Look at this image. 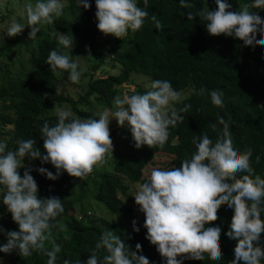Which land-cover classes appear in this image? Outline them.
<instances>
[{
	"label": "trees",
	"instance_id": "16d2710c",
	"mask_svg": "<svg viewBox=\"0 0 264 264\" xmlns=\"http://www.w3.org/2000/svg\"><path fill=\"white\" fill-rule=\"evenodd\" d=\"M206 1L188 0L192 7L186 9L180 7L179 0H148L146 8L143 0H137V6L148 13L141 28L135 32L127 31L124 37L100 42L99 38L104 34L96 28L95 0H89L87 10L80 7L76 0H66V10L57 17L55 29L58 35H68L73 42L72 47L58 45L57 38L51 33L53 26L47 23L50 34H42L35 40L32 50L24 51L28 60L20 62L23 70L16 77H7V81H3L6 86L0 85V142L5 144V151L15 150L18 139L31 138L35 141V147L43 152L40 127L45 121L50 126L56 122L54 106L70 111L76 119H98L99 114L94 111L92 100L111 112L114 97L121 96L120 87L133 83L132 74L146 76L150 85L154 80H168L174 90H187L191 94L173 103L171 108H175L184 118L175 126H169L163 146L142 145L136 148L128 128L119 135L115 131L110 133L113 150L106 152L104 157L111 158L112 170H104L97 178L94 176L96 184L92 188V191L95 189L92 195L111 214L131 226L127 233L120 229V222L115 224L92 213V204L88 207L83 201L86 189L91 185L90 175L95 165L81 179L62 172L56 180H50L36 169L44 167L55 174L56 170L51 164L24 158L20 175L23 176L24 171L31 168L30 175L37 184L38 196H54L62 203V211L52 221L54 226L44 242L49 250L53 243L60 247L55 264H63L65 259L72 264H84L91 257L101 230L111 231L131 251H136L135 245L139 243L141 250L138 255H144L150 264H163V258L155 246L145 239L144 218H139L136 209L130 206L133 202L130 183L142 184L146 181L145 170L157 155L171 156L172 167L179 168L181 161L190 158L195 151L193 136L207 132L209 138L215 141L223 127L217 124L216 131L211 129L210 125L216 123L217 116L227 122L234 146L241 152H251L249 163L252 175L264 179V44L257 42L254 46H246L238 38L224 34L210 35L199 17L187 20L186 12L195 13L203 9ZM226 2L231 6L229 10L236 11L250 4L251 0ZM215 8V0H210L208 9L211 11ZM255 10L264 15V7ZM154 14L160 22V29H156L151 19ZM53 49L67 55L70 61L75 60L78 65L79 61L89 65V70L81 74L88 81L77 100L59 91L58 83L62 79L71 83L67 79V72L59 69L52 72L45 63L48 52ZM26 63L28 66H25ZM108 66L112 69L120 66L121 73L95 78ZM61 72L65 76L60 79ZM201 88L222 90V104L213 105L207 91L199 94ZM148 90H151L150 87L139 86L128 95L143 94ZM185 105L187 109L181 112ZM109 123H116V120L112 119ZM72 182L81 187L83 197L74 198L68 194L67 188ZM232 215L233 210L224 201L218 206L217 217L211 222L221 226V259L213 260L204 253V259H185L183 264H230L234 259L236 241L227 237L225 232L228 231ZM260 215L264 220V212ZM134 220L139 232L133 230ZM0 228L5 231L18 230V225L13 222L2 201ZM6 242L4 233L0 232V244ZM260 243L264 246V232L260 234ZM105 254L103 249L96 250L98 260ZM7 258L10 264H47L48 259L43 252H32L27 257H21L15 250L8 254L0 253V261ZM260 264H264V258Z\"/></svg>",
	"mask_w": 264,
	"mask_h": 264
},
{
	"label": "clouds",
	"instance_id": "9594fccd",
	"mask_svg": "<svg viewBox=\"0 0 264 264\" xmlns=\"http://www.w3.org/2000/svg\"><path fill=\"white\" fill-rule=\"evenodd\" d=\"M65 0H35V4L26 3L20 16L30 28L28 39L33 40L40 31V25L52 23L53 17L62 13ZM85 10L90 7L89 0H76ZM145 8L148 0H143ZM181 8L189 9L188 0H179ZM215 10L208 7L195 13L187 11V20L199 17L210 35L238 38L244 45L264 44V15L258 9L264 7V0H251L250 4L231 11L226 0H215ZM96 28L105 35L116 38L126 35L127 31L139 30L148 13L137 6V0H95ZM185 15V13H184ZM156 29L160 22L154 14L151 17ZM25 28V24L12 21L0 31V40L4 36L13 37ZM58 45L72 47L73 42L67 34L60 33ZM45 63L49 70L67 72V79L78 82L82 70L75 60L56 49L50 50ZM145 93L124 94L114 97V110H105L98 119H76L70 111L55 108L56 122L47 121L40 127L43 140L41 152L35 147L33 139H18L15 150L5 151L0 142V201L11 214L18 230L5 231L6 243L0 244V253L17 251L21 257L32 252H43L47 264H55L60 247L55 243L51 249L45 248L47 233L54 226L52 221L62 211L61 200L51 196H38V187L27 168L23 176L19 169L23 160L39 159L41 164H51L56 173L44 167L36 169L47 179L56 180L62 172L76 178H83L92 171L94 165L101 162L104 154L112 151L109 134V122L115 119L119 126H127L135 142L142 145L163 146L168 136L169 126L184 117L179 115L170 104L180 98L168 80H154ZM207 91L213 105L222 104L223 92L220 89L201 88L199 94ZM187 105L180 109H187ZM217 124L222 125L213 141L207 132L193 136L195 151L190 158L183 159L179 168H154L147 180L138 186L133 197L139 211L144 215L143 227L145 239L155 246L163 258V264H183L185 259L201 260L204 253L213 260H220L219 224L211 223L218 214V206L227 201V207L233 210L228 231L225 235L236 241L233 249L234 259L230 264H260L264 258V246L260 243V234L264 232V179L253 176L249 163L250 151L241 152L230 136L227 122L217 116L216 123L210 125L213 131ZM244 173L243 175H237ZM133 230L139 227L133 221ZM131 251L121 239L111 231L101 230L91 257L84 264H150L142 254L141 245H135ZM103 249L106 254L98 260L96 250ZM177 257H180L179 259ZM63 264H72L65 259ZM80 264V262H78Z\"/></svg>",
	"mask_w": 264,
	"mask_h": 264
},
{
	"label": "rangeland",
	"instance_id": "374dc122",
	"mask_svg": "<svg viewBox=\"0 0 264 264\" xmlns=\"http://www.w3.org/2000/svg\"><path fill=\"white\" fill-rule=\"evenodd\" d=\"M66 1V0H65ZM26 3H31V4H35V0H0V31H2L4 28H6L8 26V24L12 21H16L17 23H21V24H25L22 23L23 20L21 19L20 16V12L23 9V6ZM205 5L209 8L210 7V0H207L205 2ZM66 10L65 7V2H64V7L62 9V12ZM56 20L57 17H53V21L51 24V33H53V35L55 36V38L58 37V33L56 32ZM30 31V28L28 26H26L25 24V28L17 35L13 36V37H8L7 35L4 36L3 40H0V85H5L3 84V81H7V77L8 79L13 77H16L17 74L23 70L22 66H21V61L23 60H28V56L24 55V51H26V49H33V47L35 46V40L37 38H39L42 34L44 33H49L48 31V27H47V23L40 25V31L37 33V37L34 38L33 40L28 39V32ZM124 37V36H123ZM116 37L112 36L111 34L108 35H103L102 37L99 38L100 42H106V41H111L112 39H114ZM22 51V52H21ZM22 54V55H21ZM23 58V59H21ZM85 62L83 61H79V68L82 70L83 73H86V70H89V65L85 64ZM25 66H28V63H26ZM81 72V74H82ZM64 72H61V74H59V78L61 79V77L65 76V74H63ZM121 73V67L118 66L114 69H112L111 67H106L104 71L102 72H98L95 76V78H105V77H109V76H116L119 75ZM133 77V83H130L129 85H124L121 88V96L124 94H127L129 92H132L134 90H136L137 87L139 86H143L145 88L150 87V80L143 75L140 74H132ZM131 77V78H132ZM4 81V83H5ZM88 81V79H83L82 75L80 76L78 82L76 83H69L66 79H62L61 82H59L58 84V88L59 91L64 93L69 96L70 98H72L73 100H77V98L82 95V93L84 92V87ZM192 93V91H191ZM180 94V98L179 99H185L188 97V95L190 94L189 91L187 90H183L179 92ZM191 95V94H190ZM189 95V96H190ZM92 105L94 108V111L96 113L99 114V116L101 114H103L105 112V110H108L110 112V110L107 107H103L101 105H96L94 103H96L95 100H92ZM174 103V102H173ZM173 103L170 104V108L172 107ZM53 108V107H52ZM52 108L50 110H52ZM84 109H86L87 107H82ZM114 109H112L111 111H113ZM111 122V121H110ZM127 129V126H119L116 123H109V134L113 131H115L117 133V135H119L120 133L124 132ZM172 167V157L169 155H160V156H156L153 160V162L147 167V170H145V177L147 178L150 171L154 168H159V169H169ZM110 169L112 170V165H111V158L109 156L104 157L103 160L101 162H98L95 165V169L93 174H91L90 176V182L91 185L88 186V188L86 189V195L83 198V201L85 202V204L89 207L90 206V210L92 213L110 221L113 223H118L120 222L121 225H119L120 229H122V231L124 232H129L131 230V226H129L128 224H125L124 222H122L118 216L111 214L103 204L97 202L94 200L93 198V191H95V189L92 191L93 186L96 184L95 180L97 178V176L99 174H102V172H104V170H108L110 171ZM96 178H95V177ZM147 180V179H146ZM84 182V181H83ZM75 182L70 183V186H68L67 191L68 194L70 196H73L74 198H79V197H83L84 193H81V187H79L78 185L74 184ZM140 184H132L130 183V193L132 194V196L134 195L135 191L138 189V186ZM0 195H2V193H0ZM92 195V197H91ZM93 203H92V201ZM130 206L134 209H136V211L138 212V216L139 218H144V215L142 212L139 211V206L135 204L134 202V197H133V202H131ZM0 264H10V260L7 259H3L0 261Z\"/></svg>",
	"mask_w": 264,
	"mask_h": 264
}]
</instances>
